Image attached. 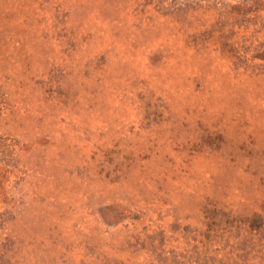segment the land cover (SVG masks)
<instances>
[{
  "label": "rangeland",
  "instance_id": "1",
  "mask_svg": "<svg viewBox=\"0 0 264 264\" xmlns=\"http://www.w3.org/2000/svg\"><path fill=\"white\" fill-rule=\"evenodd\" d=\"M0 264H264V0H0Z\"/></svg>",
  "mask_w": 264,
  "mask_h": 264
}]
</instances>
